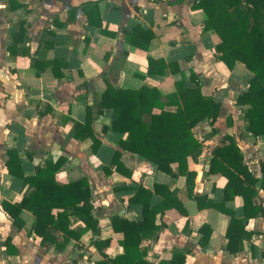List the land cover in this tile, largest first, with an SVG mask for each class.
<instances>
[{"label": "crops", "instance_id": "obj_1", "mask_svg": "<svg viewBox=\"0 0 264 264\" xmlns=\"http://www.w3.org/2000/svg\"><path fill=\"white\" fill-rule=\"evenodd\" d=\"M198 1L0 0V203L28 197L34 189L24 178L46 161L59 159L63 163L55 182L84 180L96 220L92 229L60 248L61 232L47 227L52 243L42 242L32 231L30 211H21L25 226L16 229L0 206V264H113L123 254L124 240L123 230L113 225L142 219L144 200L130 201L136 187L151 191L148 207L164 202L153 191L155 185L164 186L179 208L165 207L155 216L154 229L140 233V243L130 248L133 261L264 264V137L247 132L245 107L236 100L252 74L240 62L229 69L220 60V38L204 29L206 14L197 8ZM148 58L171 64V70L148 74ZM181 80L187 88L199 86L203 97L219 104L213 122L204 119L191 129L199 150L186 159L187 170L195 174L190 191L176 163L166 174L123 150L120 142L127 133L111 128L118 113L100 105L106 90L135 92L146 85L165 97ZM163 110L175 112L177 102ZM143 120L148 122L149 116ZM230 141L256 180L252 207L259 212L253 216L244 213L240 196L223 202L226 178L207 173L212 151ZM11 151L17 162L10 168L20 169L23 177L8 171ZM197 196L205 198L204 204L214 202L230 211L242 228L228 229L231 217L220 209H198ZM84 227L70 218L71 230ZM230 238L240 245L234 254L227 251Z\"/></svg>", "mask_w": 264, "mask_h": 264}, {"label": "trees", "instance_id": "obj_2", "mask_svg": "<svg viewBox=\"0 0 264 264\" xmlns=\"http://www.w3.org/2000/svg\"><path fill=\"white\" fill-rule=\"evenodd\" d=\"M197 8L206 14L204 29L214 30L220 38L216 49L220 53V60L231 69L236 62L242 63L252 76L248 81L247 89L241 92L236 100L247 120L246 130L254 137H264V0H199ZM23 31L19 30V34ZM144 44L146 49L150 37ZM165 64L162 60L148 58L147 73L150 75H164ZM171 70V68H170ZM164 99V102L162 101ZM177 102L175 112L164 111V105ZM102 108L111 107L117 117L111 123L115 131L127 133L124 141L120 142L123 150L134 153L152 165L158 171L171 173L170 165L176 163L178 174L185 178L188 191L193 187L195 174L187 170L186 159L198 152L199 144L193 138L191 129L204 119L213 122L219 111V104L212 98L203 97L199 86L187 88L183 81L175 83V92L162 97L155 87L142 86L138 91L106 90L102 96ZM158 109V113H153ZM143 115L149 116V121L143 120ZM89 126L85 123L84 128ZM118 153L114 154L115 157ZM17 162V155L11 151L7 163L8 171L23 177L21 170L10 168L11 162ZM62 160L46 161L43 167H38L31 177H25L26 183L33 187V192L17 203L1 201L0 206L16 229L24 228V221L20 218L23 209L34 216L32 231L42 242H51L45 234L47 227L52 226L62 233L63 240L57 246L62 248L69 238L80 237L83 231L92 229L96 220L92 217L89 205L90 191L84 180H77L67 184L55 182L54 175L62 165ZM18 167V166H17ZM260 171L264 174V158L260 164ZM208 174H221L226 178L223 189V202L240 196L243 200V210L246 216H253L259 211L252 207L255 179L247 167L242 163V156L233 141L223 148L212 151ZM247 182V186L244 183ZM164 188V193L159 188ZM154 192L163 195L164 202L158 206L148 207V198L151 191L142 187L135 188L131 202L144 200L143 217L140 221H120L113 225L114 229H122L124 240L121 245L123 254L111 261L113 264H145L133 261L130 257V248L140 243V233L154 229V219L162 209L178 205L176 198L166 191L162 185H155ZM198 209L211 207L228 213L231 220L228 229L234 226H243L236 221L230 211L214 202L204 204V197L194 198ZM168 201L169 203H165ZM56 210L53 214L52 210ZM252 210L250 213L249 211ZM70 218L84 223L82 231L70 229ZM203 227V226H202ZM202 230V229H201ZM7 242V241H6ZM52 243V242H51ZM108 242H106L107 244ZM238 240L230 238L227 251L234 254L240 250Z\"/></svg>", "mask_w": 264, "mask_h": 264}]
</instances>
